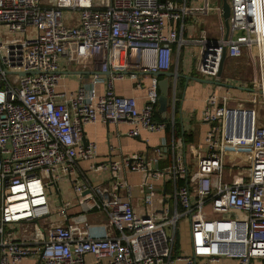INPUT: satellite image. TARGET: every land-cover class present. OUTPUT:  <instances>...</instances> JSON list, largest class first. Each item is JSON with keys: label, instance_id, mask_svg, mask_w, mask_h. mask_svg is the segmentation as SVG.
Wrapping results in <instances>:
<instances>
[{"label": "built area", "instance_id": "built-area-1", "mask_svg": "<svg viewBox=\"0 0 264 264\" xmlns=\"http://www.w3.org/2000/svg\"><path fill=\"white\" fill-rule=\"evenodd\" d=\"M188 1L0 0V264L28 256L84 264L86 254L95 264H264V0H228V27L219 4L217 34L201 28L195 37L185 32L197 24L186 20L208 14L209 0ZM64 9L75 12L67 22ZM191 44L199 45L192 67L211 79H221L223 47L226 58H251L254 75L242 86L252 82L257 96L230 103L212 89L201 111L204 144L190 157L172 130L151 154L92 162V170H108L107 180L76 174L77 161L97 152L83 141L86 124L125 120L127 134L138 136L175 123L155 118V75L139 107L134 96L113 89L124 72H105L119 60L140 73L169 70ZM89 54L102 57L98 72L72 91L58 90L61 58L70 65ZM130 171L140 173L138 182L128 180ZM62 178L74 202L51 196ZM135 188L140 210L132 203ZM91 212L105 220L91 221ZM185 215L192 249L180 253L175 238Z\"/></svg>", "mask_w": 264, "mask_h": 264}, {"label": "crops", "instance_id": "crops-1", "mask_svg": "<svg viewBox=\"0 0 264 264\" xmlns=\"http://www.w3.org/2000/svg\"><path fill=\"white\" fill-rule=\"evenodd\" d=\"M218 0L213 1V12L210 9L204 17H208V20L213 21V23L219 24V13H218ZM221 5V4H220ZM71 15V14H70ZM73 16V15H71ZM196 20L194 17L187 18V23H194ZM205 21V20H204ZM202 21L201 25H203ZM192 31H186L185 34L191 33ZM211 34L216 35V31H212ZM183 50V49H182ZM182 50L177 56L174 55V64L168 71H177L186 75L200 76L203 78H208L201 74L195 75L192 67V59L187 54H183ZM244 57V56H242ZM100 55L89 54L85 56L82 60L76 63L67 65L64 58L60 60V71L62 77L59 80L57 85L58 90L72 91L79 85L81 80L87 81L92 75V71L98 69V65L101 61ZM135 56L132 60H137ZM225 58L224 63L226 61ZM178 61V65H176ZM224 63L222 68V73L224 71ZM117 66V67H116ZM114 68L110 69V74H115L117 70L124 72L123 77L113 78L112 84L115 93L119 95L134 96L137 100V105L140 107L146 101V91L147 87L151 81V74L149 73H140L135 68H129L127 70L123 69V60H119L117 65ZM131 67V64L128 65ZM116 69V70H115ZM67 70H76L81 71L78 73H66ZM131 71L134 75H131ZM222 75V74H221ZM254 75V68L250 72H244V70H239L234 72V77L226 75L221 77L222 82L234 84L235 87L221 88L217 85L211 83H203L195 80H189L186 87H184V78L174 79L173 77L169 78L170 92L168 95L167 106L164 112L158 110V103L156 106L155 118L157 120H165L174 117L175 123L169 124L165 129L159 131H147L141 130L140 135L130 136L127 134L128 129L131 127V123L125 120L113 122H94L88 123L84 126L83 137L85 143L94 142L96 144V156L94 159H81L78 160L75 166V173L78 174L81 178H87L94 183H98L104 180H107L109 173L107 169L102 170H92L90 164L92 162H102L106 163L108 160H120L124 156L131 155L133 153H152L154 148L160 144L162 137H168L172 130L175 132L176 136L184 138L186 142V151L187 144H190V152L193 153L194 149L200 144H204V135L208 128V124L201 121V111L204 106V99L206 95L212 90L216 89L220 94H227L230 103H235L240 99H250L257 96V90L253 87L251 90L244 89L242 87V82L244 81L243 77H247L249 80ZM231 77V78H230ZM163 78L159 76L158 80ZM142 82V85H137L138 81ZM213 86V87H211ZM224 86V85H222ZM105 87L104 83L97 84L98 93H102ZM253 91L254 93H249ZM179 127L180 132L175 131V127ZM183 127V132H182ZM184 132L188 136H184ZM167 150H165L166 152ZM191 156V155H190ZM187 155V157H190ZM141 175L139 172L130 171L127 173V178L129 181L136 183L139 181ZM58 193L57 198L60 200H69L71 202L75 201V197L69 186L67 178H62L58 181ZM67 197H65V196ZM139 191L136 189L134 191V197L132 203L137 210L142 208V202L139 199ZM54 198V197H53ZM57 200L52 201V203L58 204ZM89 219L91 221H101L105 220L103 214H98L91 212L89 214ZM84 264H95L94 258L91 254H86L84 256ZM19 264H45L42 259L37 256H28L23 258ZM256 264H263L262 262H257Z\"/></svg>", "mask_w": 264, "mask_h": 264}, {"label": "rangeland", "instance_id": "rangeland-1", "mask_svg": "<svg viewBox=\"0 0 264 264\" xmlns=\"http://www.w3.org/2000/svg\"><path fill=\"white\" fill-rule=\"evenodd\" d=\"M45 3L47 5H49L51 3L52 0H44ZM102 2V3H106L107 0H98V2ZM204 1L205 0H189L188 3L192 6H202L204 5ZM213 1L214 0H209L210 3V9L211 12H213L214 6H213ZM219 3L222 5V1L223 0H218ZM50 2V3H49ZM73 11H71L70 9H64V21L67 22L68 21V17L73 15ZM71 14V15H70ZM205 15H198L195 16L196 20H195V24H197V26L193 29V31L191 33H187V36H191V37H195V36H199L200 35V29L201 28H206L208 31L209 35H213L211 34L212 31H216L218 30V26L217 23H213V21L208 20V17H204ZM205 20V21H204ZM187 21V20H186ZM203 22V25H201ZM241 33V31H237L236 34ZM8 34L9 36H18L17 33L12 34L9 33L7 31H3L2 35H6ZM214 36V35H213ZM199 52V45H188V46H184L182 53L183 54H187L191 59V58H196L195 56L198 54ZM254 67L253 65V61L251 58L249 57H240V58H228L226 59L225 63H224V71L222 73L223 76L226 75H230L234 77V72H237L239 70H244V72H250L252 70V68ZM195 75H199V73L193 69L192 71ZM221 75V77H223ZM231 78V77H230ZM243 79H248L247 77H243ZM216 85V84H214ZM213 87V86H211ZM217 87H221V88H226V86H222V85H217ZM248 87L253 88V83L249 82ZM249 93H254L253 91H249ZM187 155L190 156L191 152H190V144H187ZM137 188L134 189V191H136ZM51 196L53 197H58L56 196V192L52 193ZM65 196V195H64ZM67 197V196H65ZM58 200V198H57ZM167 231L170 233L171 229H169L168 227H166ZM175 246L177 247V250L180 251V253H185V252H189L192 249V244H191V231H190V222H189V216L185 215L182 218L179 219L178 224H177V233H176V238H175Z\"/></svg>", "mask_w": 264, "mask_h": 264}, {"label": "water", "instance_id": "water-1", "mask_svg": "<svg viewBox=\"0 0 264 264\" xmlns=\"http://www.w3.org/2000/svg\"><path fill=\"white\" fill-rule=\"evenodd\" d=\"M222 16L224 19V23L225 25L228 27V17L230 15V6L228 3V0H223L222 1ZM226 58V50L225 47H223L222 49V55H221V59H220V65H219V70H218V75L220 76L222 74V68H223V63L224 60ZM110 70L106 71L105 74H108ZM66 73H78L81 71H76V70H67L65 71ZM98 70L92 71L93 73H97ZM149 74L151 75H155L157 78L159 76H163V78H161L158 81V85H159V98H158V110L164 112L166 110V106H167V100H168V95L170 92V84H169V78L173 77L174 79L177 78H184V87H186L187 83L189 80H195L198 82H203V83H211V84H217V85H224V86H228V87H235L234 84H230V83H226V82H222L220 80H216V79H211V78H203L200 76H194V75H186L177 71H168V70H157L154 72H150ZM244 89L247 90H251L252 88L250 87H242ZM253 90H257V89H253ZM182 132H183V127H182ZM83 141L85 143L84 137H83Z\"/></svg>", "mask_w": 264, "mask_h": 264}, {"label": "trees", "instance_id": "trees-1", "mask_svg": "<svg viewBox=\"0 0 264 264\" xmlns=\"http://www.w3.org/2000/svg\"><path fill=\"white\" fill-rule=\"evenodd\" d=\"M175 124H176V123H175ZM175 128H176V129H175L176 132H180V129H179V127H177V125H176ZM184 136L186 137V136H188V134H186V132H184ZM174 249H175V252H179V250H177V247H176V246H174Z\"/></svg>", "mask_w": 264, "mask_h": 264}]
</instances>
